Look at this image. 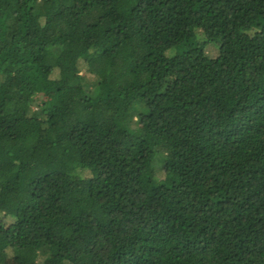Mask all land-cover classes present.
<instances>
[{
    "label": "trees",
    "instance_id": "obj_1",
    "mask_svg": "<svg viewBox=\"0 0 264 264\" xmlns=\"http://www.w3.org/2000/svg\"><path fill=\"white\" fill-rule=\"evenodd\" d=\"M0 264H264V0H0Z\"/></svg>",
    "mask_w": 264,
    "mask_h": 264
},
{
    "label": "rangeland",
    "instance_id": "obj_2",
    "mask_svg": "<svg viewBox=\"0 0 264 264\" xmlns=\"http://www.w3.org/2000/svg\"><path fill=\"white\" fill-rule=\"evenodd\" d=\"M37 97L39 98V99H42V100H53L54 98H52L51 97V92L49 91V92H43V93H39L38 95H37Z\"/></svg>",
    "mask_w": 264,
    "mask_h": 264
}]
</instances>
